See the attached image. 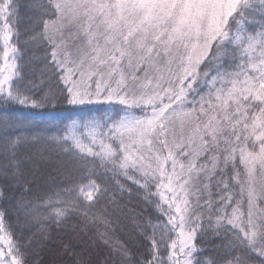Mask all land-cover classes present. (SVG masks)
<instances>
[{
	"label": "snow or ice",
	"instance_id": "1",
	"mask_svg": "<svg viewBox=\"0 0 264 264\" xmlns=\"http://www.w3.org/2000/svg\"><path fill=\"white\" fill-rule=\"evenodd\" d=\"M53 245L264 264V0H0V264Z\"/></svg>",
	"mask_w": 264,
	"mask_h": 264
},
{
	"label": "trees",
	"instance_id": "2",
	"mask_svg": "<svg viewBox=\"0 0 264 264\" xmlns=\"http://www.w3.org/2000/svg\"><path fill=\"white\" fill-rule=\"evenodd\" d=\"M61 110L62 113L60 112ZM32 114L38 119H49L54 118L55 123H63L67 122L71 119H77L81 115H85L74 107L59 103L54 108H47L43 110H32ZM63 179V178H61ZM135 202V201H134ZM61 257L56 253V245L50 247L48 251H46L43 255V262L44 264H53V262H57L59 264Z\"/></svg>",
	"mask_w": 264,
	"mask_h": 264
},
{
	"label": "rangeland",
	"instance_id": "3",
	"mask_svg": "<svg viewBox=\"0 0 264 264\" xmlns=\"http://www.w3.org/2000/svg\"><path fill=\"white\" fill-rule=\"evenodd\" d=\"M74 109H76V108H74ZM76 110H77V109H76ZM62 111H63V110H61L60 112L62 113ZM77 119H78V118H77Z\"/></svg>",
	"mask_w": 264,
	"mask_h": 264
}]
</instances>
